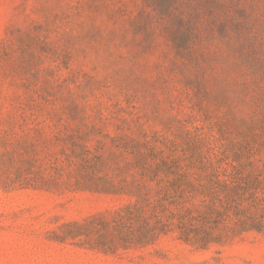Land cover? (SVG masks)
<instances>
[{"label": "rangeland", "instance_id": "rangeland-1", "mask_svg": "<svg viewBox=\"0 0 264 264\" xmlns=\"http://www.w3.org/2000/svg\"><path fill=\"white\" fill-rule=\"evenodd\" d=\"M247 1L241 33L212 41L221 60L200 97L158 26L140 51L131 21L141 0H0V264H264V234L201 246L228 222L199 217L216 202L182 144L197 141L202 161L217 164L220 149L243 144L242 121L256 118L258 151L241 171L264 183V105L251 106L264 96V0ZM222 61L231 68L221 71ZM97 155L112 162L99 176L127 190L73 185ZM140 157L177 167L148 179ZM138 181L149 195L144 216L165 207L168 227L153 241H138V222L124 215Z\"/></svg>", "mask_w": 264, "mask_h": 264}, {"label": "trees", "instance_id": "trees-1", "mask_svg": "<svg viewBox=\"0 0 264 264\" xmlns=\"http://www.w3.org/2000/svg\"><path fill=\"white\" fill-rule=\"evenodd\" d=\"M252 8V3L247 0H141L135 19L131 21V31L138 36L140 51L144 52L153 47L152 42L158 33L155 29L158 26L159 32L172 49V65L179 64L186 70L182 79L195 89L196 96L201 97L205 95L204 74L213 71L215 64L221 60L210 50L212 41L216 36L227 41L229 33L240 34ZM154 21L157 22L156 26ZM230 68L222 61L221 71ZM253 70L257 72V67ZM251 102L252 107L255 105L263 107L264 96L258 92L252 97ZM254 111L255 109L250 112ZM69 114L74 115L71 110ZM255 119L250 116L242 121L243 132L235 131V133L243 137V144L227 151L220 149L218 151L220 156L216 159L217 164L208 160L202 161L203 157L197 141L188 140L186 136L182 141L186 149H190V156L196 159L193 167L196 170L195 177L200 183V189L213 194L216 202L211 203L209 211L199 217L205 221L228 222L222 224V234L214 237L205 234L199 238L201 246L220 239L242 238L246 233L251 232L264 234V195L261 193L264 183L259 179L261 174L252 170L244 175L241 171L245 165L250 167V159L258 151L254 147L257 143L254 140V129L258 123ZM94 159L93 164L84 162V169L78 178L74 179L73 185L92 182L104 192L127 190L126 185L112 182L109 177L99 176L98 172L112 163H109V156L97 155ZM136 164L148 179L157 178L159 173L173 172L177 167V161L173 158L160 159L149 165L140 157ZM185 176L184 173H178V181L184 180ZM139 182L133 185L137 200L131 206H125L124 215L138 222V241H153L168 227V223L161 219L165 207L147 209L148 215L144 216L149 195L144 184ZM184 184L187 186L189 182L186 181ZM192 185L190 183L191 189ZM150 218H154V223H148ZM78 229L72 226L67 232L73 233ZM186 236L182 235L179 238L187 241Z\"/></svg>", "mask_w": 264, "mask_h": 264}]
</instances>
